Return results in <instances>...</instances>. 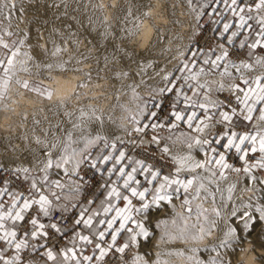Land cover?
<instances>
[{
    "label": "snow or ice",
    "instance_id": "1",
    "mask_svg": "<svg viewBox=\"0 0 264 264\" xmlns=\"http://www.w3.org/2000/svg\"><path fill=\"white\" fill-rule=\"evenodd\" d=\"M186 2L192 35L172 68L157 69L151 59L134 61V71L118 66L117 53L132 60L127 45L139 31V16L103 56L111 79L120 82L116 100L130 96L135 108L119 105L128 113L122 135L106 130L105 114L95 107L72 111L59 100L54 115L63 119L48 121L43 136L33 134L36 148L0 157V264H172L173 258L234 264L255 226L264 232V0ZM68 6V0L47 5L63 7L57 19L68 17ZM104 7L92 4L94 12ZM24 11L14 0H0V103L13 84L51 101L54 89L42 81L81 71L63 58L69 40L79 47L77 33L63 38L55 29L61 42L50 34L45 44L29 43L30 31H13L11 24ZM104 24L101 38L116 40ZM206 24L213 25L214 42L194 46ZM89 25L97 31L91 17ZM34 49L46 58L37 59ZM19 73L41 79L21 80ZM83 75L72 92L77 99L93 80L91 71ZM40 123L34 113L33 125ZM7 147L18 151L10 142ZM154 240L151 250H142ZM161 243L174 246L161 250Z\"/></svg>",
    "mask_w": 264,
    "mask_h": 264
},
{
    "label": "bare ground",
    "instance_id": "2",
    "mask_svg": "<svg viewBox=\"0 0 264 264\" xmlns=\"http://www.w3.org/2000/svg\"><path fill=\"white\" fill-rule=\"evenodd\" d=\"M42 1V4H44V10H41V14L35 15L29 14V12H24L22 17L17 16L13 18L11 22L12 30L16 31L18 28L21 31H30L33 38L29 41V43L32 44H45L50 34L54 40L59 42L57 40L58 38H56L54 26L52 27L49 25V19L53 15L57 16L58 13H62L63 7L60 9L48 8L47 5L49 3H54L55 0ZM95 3H102L105 6L102 12L93 11L92 4ZM68 5V13L74 11L76 21H79V23H76L75 21L71 22V20L67 21V23L63 22L65 25L71 26L70 28L64 27L66 38L68 37L69 32H71V29L76 26L81 27L86 34L88 33L93 40L95 39L97 42L101 38L99 33L104 30V20L106 19L107 25H110L111 31L118 39L121 35V28L128 27L132 18L139 16L142 23L138 33L133 37L130 45H127V42L124 43L129 47V54H131L133 61H147L151 59L156 62V66L158 68L167 65L170 69L176 64V60L173 59V57L176 56L179 47L175 45V47H177V50H175L173 48L174 46L171 44L172 40L174 38L179 41L177 43L180 48H183L189 40V34H187L186 31L189 29L192 30L193 25L191 15L189 16L187 14L184 8L180 5V2H175L173 0H115V3H113V0H68ZM77 8L79 9L78 11L76 10ZM129 9H131V17H127ZM145 12L148 13L147 18L144 16ZM89 17H91L95 22L97 29L96 32H90ZM5 26H7V24ZM37 29H39V32L43 34V38L40 40L36 39L38 35ZM146 31L148 32L147 40L143 39ZM169 32L172 34L169 35ZM84 43L85 42L81 43L79 47L75 48L73 45L72 47L74 49L68 47V51L63 53L64 59L72 58L69 67L80 68V72L68 71L66 73H52L53 79L51 81H42L47 84V86L54 89V95L51 101L41 102L38 97H34L30 93L24 92L15 84L12 85L8 93V100L0 103V157H11L13 155H19L21 152L27 155L29 149L36 148L37 146L32 143L33 134L43 136L41 129L48 127V121L55 123L63 119L60 118L61 116H58L60 119H56L57 116L54 115V112L56 111L54 106L59 100H64L67 104V108L72 111H75L80 106L85 108L92 106L100 112H103L106 117L105 128L110 132L120 134L122 128L128 125L127 120L123 119V117H126L128 113L124 112L119 105H125L129 108L131 106L133 111L135 108L133 104L129 103L130 105H126L129 102L127 101L128 99H126L127 96L122 102L121 99L123 96L122 98L120 97V101L116 100V92L114 91V88L118 87L120 82L111 79V72L109 69H107L106 72L103 71V67V70L100 72H97V70L94 71L96 69V66L94 65L96 63L98 64V62H104L103 56L106 53L111 54L115 46H112V48L109 46L110 49H99V51H97L91 47V45H84ZM168 46H170V48ZM166 49L171 50L166 51ZM33 55H35L37 59L46 58L44 54L37 49L33 50ZM117 55L122 56L123 53H117ZM85 57L87 59H84ZM78 59H83V63L77 64L76 61ZM92 62L95 64L92 65ZM35 71L36 69H33L34 73ZM89 71L93 73V77H100H98V79L93 78L94 80H92L91 84L87 88L80 89V96L78 99L73 97L72 92L75 90L76 83L84 79V72ZM43 75L46 74L41 73V76ZM19 79L38 80L41 79V77L19 73ZM108 86H111L112 88L108 90ZM144 91L145 90L141 89V92ZM72 101H76V104L74 105ZM34 113L35 118L41 122L39 126L33 125ZM25 115L27 116L26 120L23 119ZM109 116L114 123L108 122L107 117ZM25 137H27V139H25ZM27 141H30L31 143L29 146H25ZM9 142L18 150L17 153L14 154L8 149L7 145ZM175 204L177 205L176 211H182L179 207L180 203L175 201ZM257 226L258 224L249 234L251 242H245L240 245L244 251L237 253L236 257L233 258L234 264H250V261L251 264H264V238H262L264 237V232L261 231V227L257 228ZM169 246L171 247V245ZM169 246L166 247L161 245L160 249L163 250ZM149 249L151 250V248ZM175 260L173 259L175 263L178 262L183 264L182 261L178 259Z\"/></svg>",
    "mask_w": 264,
    "mask_h": 264
},
{
    "label": "rangeland",
    "instance_id": "3",
    "mask_svg": "<svg viewBox=\"0 0 264 264\" xmlns=\"http://www.w3.org/2000/svg\"><path fill=\"white\" fill-rule=\"evenodd\" d=\"M20 1V2H19ZM14 0V2H16V4H18L19 5V7H23L24 9H25V13H28L29 12V14H35V15H39V14H41V12L44 10L43 9V7H44V4H42L43 3V1L42 0ZM173 1H178V2H180V5L184 8V10L187 12V14L190 16V12H189V8H188V5H187V2H186V0H173ZM23 4V5H21V4ZM41 3V4H40ZM17 5V6H18ZM173 6H175V5H173ZM42 10V11H41ZM39 11V12H38ZM36 12H38V13H36ZM59 14V13H58ZM17 17V16H16ZM57 16L56 15H53L50 19H49V25L50 26H54V28L55 29H59L60 30V32L62 31V28H63V33H64V27H65V24L64 23H67V21H70L71 20V22H74V20H72L71 19V17H75V14H74V11H71V12H69L68 13V17L67 18H65V19H63V18H60V19H57L56 18ZM15 18V17H14ZM76 18V17H75ZM63 19V20H62ZM69 19V20H68ZM207 18L205 17V20H206ZM65 20H66V22H65ZM191 21L193 22V18H192V16H191ZM64 22V23H63ZM6 25V24H5ZM56 26V27H55ZM59 26V27H58ZM61 26V27H60ZM81 27H76L75 26V28H73V29H71V31H74V32H76L77 33V36L79 37V39H80V44L81 43H83V42H85L84 43V45H91V47H93L94 49H96L97 51H99V49L101 50V49H110L109 48V46L112 48V46L114 47L115 45H117V44H120L121 43V41L120 40H118V39H116V40H108V41H104V40H102L101 38V40L99 41H95V39L93 40V38L90 36H88L87 34H86V32L81 28ZM213 28V25H211V24H206L204 27H203V29H202V31H201V34L200 35H198V36H195L194 37V46H199V47H206V46H210L213 42H214V33L211 31V29ZM74 29H76V30H74ZM61 32V33H62ZM85 33V34H84ZM186 33L187 34H189V36H191L192 35V30H188V31H186ZM172 33L171 32H169V35H171ZM65 35V33L63 34V38H66V35ZM88 36V37H87ZM56 38H58L57 40L59 41V42H61L60 40H61V37L60 36H57L56 35ZM68 38V37H67ZM87 39V40H86ZM88 39L89 40H91V44L90 43H88ZM93 41V42H92ZM189 41V40H188ZM177 42H179V41H177V40H175L174 38H173V40H172V46H174L173 48L175 49V50H177V47H179V49H180V46H179V44L177 43ZM94 43V44H93ZM188 43V42H187ZM186 43V44H187ZM71 43V40H69V43H68V47H70V48H72V49H74L76 46L74 45V44H72ZM79 44V45H80ZM93 44V45H92ZM170 44V43H169ZM174 44V45H173ZM74 45V46H73ZM175 45L177 46V47H175ZM74 48H73V47ZM104 47V48H103ZM106 47V48H105ZM169 48H170V46H168ZM173 48H172V50H173ZM234 52H240V50H238V49H234L233 50ZM241 55L243 54V53H240ZM124 55V54H123ZM122 55V56H123ZM118 56V60H119V64H118V66H121V67H127L128 69H130V70H135V67H136V65H135V63H134V61L133 60H128L127 58H126V56L124 55L123 57L121 56V55H117ZM121 56V57H120ZM103 62V61H102ZM102 62H98V64L96 63H94V62H92L91 64L92 65H94V66H96V69L94 70V71H96L98 68H100L101 69V67H102V69H103V67H104V62L102 63ZM177 62V61H176ZM101 64V65H100ZM101 67H100V66ZM99 66V67H98ZM98 67V68H97ZM173 67V66H172ZM110 68H112V65L110 66L109 65V67L108 68H104V70L103 71H106L107 69H110ZM160 68V67H159ZM157 69H158V67H157ZM93 71V70H92ZM100 72V71H99ZM107 72V71H106ZM102 73H104V72H102ZM98 77H100V76H98ZM98 77H93L94 79H98ZM101 78H102V76H101ZM93 79V80H94ZM120 85H118V87H119ZM118 87H116V88H114V91L115 92H117V90L120 88H118ZM112 87L111 86H108L107 87V89L109 90V89H111ZM142 90H144V89H142ZM142 94H145V91L144 92H141ZM122 96H123V98H122ZM120 97L122 98L121 99V102L122 101H124L125 99V97H126V95L124 96L122 93H121V95H120ZM129 97L130 96H127L126 97V99H128L127 101H129L126 105H130V104H133L131 101H130V99H129ZM170 100H171V97H169V98H167L165 101H164V107H163V112L161 113V115H164V114H166L167 113V111H168V105H169V103H170ZM120 101V100H119ZM130 103V104H129ZM130 108H132L131 106H130ZM135 110V109H134ZM61 119L63 118L62 116L60 117ZM58 116L56 117V119H60ZM128 125H126L125 127H127ZM122 132V133H121ZM120 132V134L122 135L123 134V131H121ZM36 133H39V132H36ZM27 142H29V143H27ZM26 143H25V146H29L31 143H30V141H27ZM88 176L91 178V177H94L95 178V180L98 182L99 181V177H96L95 176V174L93 173V172H91V171H89L88 172ZM179 202V201H178ZM180 203V202H179ZM181 222L178 220L177 221V224H180ZM168 227V229L170 230V231H173L174 229H173V226L171 225V223H169V225L167 226ZM258 227H261L259 224H258V226H257V228ZM160 235V232H157V236H159ZM153 243H155V240L154 241H152L151 243H149L147 246H146V249H142V250H150L149 248H151L152 249V244ZM161 245H163V246H169V245H166V244H163V243H161ZM160 245V246H161ZM170 247V246H169ZM171 247H173V245H171ZM237 255V254H236ZM236 256H234L233 258H235ZM174 260H175V258H173ZM173 259H172V264H180V263H178V262H176L175 263V261H173ZM174 262V263H173Z\"/></svg>",
    "mask_w": 264,
    "mask_h": 264
},
{
    "label": "clouds",
    "instance_id": "4",
    "mask_svg": "<svg viewBox=\"0 0 264 264\" xmlns=\"http://www.w3.org/2000/svg\"><path fill=\"white\" fill-rule=\"evenodd\" d=\"M113 3H115V0H113ZM147 38H148V32L146 31L145 34H144L143 39L147 40ZM72 103L75 105L76 104V101H72ZM250 264H251V261H250Z\"/></svg>",
    "mask_w": 264,
    "mask_h": 264
}]
</instances>
